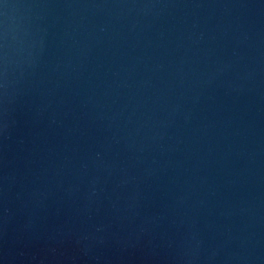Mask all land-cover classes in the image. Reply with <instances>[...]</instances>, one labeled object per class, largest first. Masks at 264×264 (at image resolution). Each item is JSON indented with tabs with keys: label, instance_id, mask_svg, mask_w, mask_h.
Here are the masks:
<instances>
[{
	"label": "water",
	"instance_id": "95a60500",
	"mask_svg": "<svg viewBox=\"0 0 264 264\" xmlns=\"http://www.w3.org/2000/svg\"><path fill=\"white\" fill-rule=\"evenodd\" d=\"M0 264H264V0H0Z\"/></svg>",
	"mask_w": 264,
	"mask_h": 264
}]
</instances>
